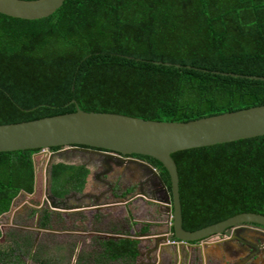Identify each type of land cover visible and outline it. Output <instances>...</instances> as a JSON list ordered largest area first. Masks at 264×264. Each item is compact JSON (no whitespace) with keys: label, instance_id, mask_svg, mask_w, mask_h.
I'll list each match as a JSON object with an SVG mask.
<instances>
[{"label":"trees","instance_id":"16d2710c","mask_svg":"<svg viewBox=\"0 0 264 264\" xmlns=\"http://www.w3.org/2000/svg\"><path fill=\"white\" fill-rule=\"evenodd\" d=\"M212 72L264 77V0H65L39 20L0 14V125L73 113L76 106L184 123L264 105V81ZM38 151L0 153V217L20 193H34ZM171 156L185 231L242 213L264 216V136ZM134 157L151 165L170 193L162 165ZM90 177L82 164L54 162L50 194L82 193ZM39 221L48 228L49 213H39ZM16 234L3 239L0 230V264H22L21 257L32 264L60 261L52 251L40 257L32 236ZM89 247L94 250H80L75 264L139 258L131 239L95 238Z\"/></svg>","mask_w":264,"mask_h":264},{"label":"water","instance_id":"95a60500","mask_svg":"<svg viewBox=\"0 0 264 264\" xmlns=\"http://www.w3.org/2000/svg\"><path fill=\"white\" fill-rule=\"evenodd\" d=\"M64 1L0 0V14L15 19L39 20L54 14ZM162 65L171 66L167 63ZM175 67L179 68L177 65ZM212 73L264 81V77ZM72 103L76 104L75 101ZM260 136H264V105L184 123L150 121L113 113L84 112L76 106V111L73 113L0 125V153L39 150L32 156L34 188L36 191L38 169L35 159L42 157L47 159L45 174L48 184L46 195L48 201L53 200L48 188L50 186V168L54 163L53 156L60 157L61 153L65 151L80 155L89 154L97 156L109 168H111L110 161L116 165L133 162L157 178L165 194L164 205L168 210V224L173 229V236L182 244H189L221 234L229 228L243 229L246 225H252L264 229V216L242 213L193 232L185 231L182 228L178 172L171 155L183 150L209 147ZM56 147L62 149L50 153L49 149ZM134 156L148 157L162 165L169 177L170 193L158 172L148 163L129 158ZM21 194L23 193L19 195ZM13 203L8 214L12 212ZM46 203L44 199L42 204ZM93 207L97 208L96 206ZM36 229L41 232L37 227ZM168 236L170 240L171 237L169 234ZM103 237L111 240L123 238L113 234Z\"/></svg>","mask_w":264,"mask_h":264},{"label":"flooded vegetation","instance_id":"af4514ba","mask_svg":"<svg viewBox=\"0 0 264 264\" xmlns=\"http://www.w3.org/2000/svg\"><path fill=\"white\" fill-rule=\"evenodd\" d=\"M129 158L139 160L135 157ZM109 163L111 168L103 162L92 163L93 166L98 164L100 168L94 167L97 171L100 170L91 177V189L87 192L72 191L62 199L52 197L53 200L49 201L47 208V203L31 208H19L16 219L27 223L35 216L36 227L41 233L49 235V244H52L50 240L54 235L67 237L76 231L71 230V226L81 213L91 216L85 230L79 234L84 237H98V231L89 227V224L95 221V215L117 205H124V208L116 209L117 212H114L113 208V212L119 215L118 219H97L98 227L114 223L116 230L113 235L135 240L139 251L136 264H264V229L252 225H246L243 229L229 228L204 240L182 244L174 238L173 229L168 224V210L164 205L165 194L157 178L133 162L121 165L111 161ZM129 202H135L136 205L141 203L138 212L135 215L132 213V217H139L134 225L126 222L122 216L125 213L129 216L125 207ZM42 211L49 213V228L39 227V213Z\"/></svg>","mask_w":264,"mask_h":264},{"label":"rangeland","instance_id":"374dc122","mask_svg":"<svg viewBox=\"0 0 264 264\" xmlns=\"http://www.w3.org/2000/svg\"><path fill=\"white\" fill-rule=\"evenodd\" d=\"M52 153V152H50ZM53 162H64L66 164H77L80 165L82 164L83 166L87 167L90 172H91V177L93 176L94 173L99 172L97 169L94 167L96 166L97 168H100V166L97 164L93 166V162H102L99 160L97 156L89 155V154H84L80 155L79 153H72L70 151H65L61 153V156H53ZM35 164L38 169L37 175H36V191L32 195H25L21 194L19 195L16 200L13 203V209L10 214H5L4 216L0 217V230L3 234V239L6 238L7 234L9 233H15L19 234L20 236H24L26 234L30 235L33 237V247L32 251L34 252L36 250V247H40L42 251V255L40 257H48L49 258V251H52L55 255L60 256V261H55L57 264H75L76 257L79 253L80 250H83L85 252H90L94 250V248L89 247L92 240L95 238H101V240H106V237H103L104 235H108L109 233H115L114 231L116 230L115 224L111 223L106 226L102 225L101 228L98 227V223L100 219L103 218H108L110 217V220H115L119 218V215L117 213L116 209L118 208H124V205H117L116 207H113L115 210L113 212V208H110L109 210H103L101 213L99 212L97 216L95 215V221L92 224H89V227H92V229L97 230L100 232V235L98 237H84V235H80L79 232L82 230H85V226L87 225L88 221L90 220L91 215H87L84 213L79 214V218H76L75 221L72 223V228L71 230H76L73 232V234H69L67 237L65 236H55L58 237L56 238H51L49 244V235L46 233H41L38 232L36 229V217H33V220L31 222H20L16 217H18L17 211L19 208L23 209L26 208L27 206L29 208L33 206H39L42 201L45 199L47 202V206L50 204L49 201L47 200V183H46V164H47V159L42 158V157H37L35 159ZM96 169V171L94 170ZM95 171V172H94ZM90 177V178H91ZM92 182L89 181L87 185L86 192L90 190ZM92 192V191H91ZM141 203L138 202L136 205L135 202H129L128 204L125 205L127 212L129 213V216L125 214H122V216L125 218L126 222H130V224L134 225L136 224L135 222L139 220V217L135 216L132 217L138 212L139 205ZM150 209V208H149ZM151 211V209H150ZM95 214V213H92ZM97 219H99L97 221ZM130 219L134 220L133 222L130 221ZM30 223V224H29ZM96 224V226H95ZM131 225V226H132ZM133 227V226H132ZM49 228V227H48ZM70 228V227H69ZM135 229V228H134ZM87 231V230H86ZM85 231V232H86ZM16 234V235H17ZM56 242V243H55ZM75 244V248L73 250L69 249V245ZM51 247V248H50ZM32 252V253H33ZM52 254V253H51ZM62 256V257H61ZM71 256V257H70ZM22 264H32L31 261L27 257H21ZM36 264V263H34Z\"/></svg>","mask_w":264,"mask_h":264},{"label":"crops","instance_id":"0c3cea01","mask_svg":"<svg viewBox=\"0 0 264 264\" xmlns=\"http://www.w3.org/2000/svg\"><path fill=\"white\" fill-rule=\"evenodd\" d=\"M102 226V225H101ZM97 235H100V232L98 231V233H96ZM110 234V233H109ZM122 239H128V238H122ZM106 240H111V239H106Z\"/></svg>","mask_w":264,"mask_h":264}]
</instances>
